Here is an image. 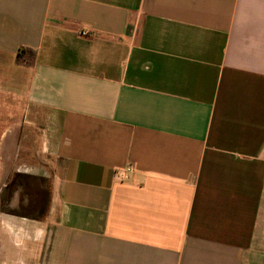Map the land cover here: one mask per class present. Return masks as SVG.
Returning <instances> with one entry per match:
<instances>
[{"label": "crops", "instance_id": "obj_1", "mask_svg": "<svg viewBox=\"0 0 264 264\" xmlns=\"http://www.w3.org/2000/svg\"><path fill=\"white\" fill-rule=\"evenodd\" d=\"M16 175L0 264H264V0H0Z\"/></svg>", "mask_w": 264, "mask_h": 264}, {"label": "trees", "instance_id": "obj_2", "mask_svg": "<svg viewBox=\"0 0 264 264\" xmlns=\"http://www.w3.org/2000/svg\"><path fill=\"white\" fill-rule=\"evenodd\" d=\"M35 58V52L29 48H21L19 49L16 57V61L18 64L21 65H32L33 60ZM30 177L24 175H16V177L7 185L6 192L8 194L7 200L1 198L0 208L4 212L11 213L17 216L29 217L32 219H40L45 211V203H44V195L42 194L41 199L42 203L35 202L30 204L22 203L18 208H11L10 207V198L11 193L14 189L20 188L22 186L21 182H29ZM38 210V211H37ZM37 211V212H36ZM37 213V214H36Z\"/></svg>", "mask_w": 264, "mask_h": 264}, {"label": "rangeland", "instance_id": "obj_3", "mask_svg": "<svg viewBox=\"0 0 264 264\" xmlns=\"http://www.w3.org/2000/svg\"><path fill=\"white\" fill-rule=\"evenodd\" d=\"M35 191H38V189L34 190V189L32 188V190H30V193H33V194H34ZM42 191H44V190H42ZM33 194H31L32 197H34Z\"/></svg>", "mask_w": 264, "mask_h": 264}, {"label": "built area", "instance_id": "obj_4", "mask_svg": "<svg viewBox=\"0 0 264 264\" xmlns=\"http://www.w3.org/2000/svg\"><path fill=\"white\" fill-rule=\"evenodd\" d=\"M82 34H86V32H83Z\"/></svg>", "mask_w": 264, "mask_h": 264}]
</instances>
